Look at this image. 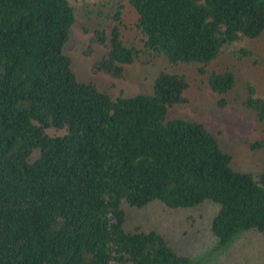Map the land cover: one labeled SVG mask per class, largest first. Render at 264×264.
<instances>
[{"label":"trees","instance_id":"1","mask_svg":"<svg viewBox=\"0 0 264 264\" xmlns=\"http://www.w3.org/2000/svg\"><path fill=\"white\" fill-rule=\"evenodd\" d=\"M87 3L84 54L94 75L122 79L127 65L157 58L167 69L149 92L113 96L75 69L71 0H0V264L201 263L157 230L127 227V208L153 203L215 205L216 251L249 232L264 236V165L237 170L219 133L173 115L189 103L180 66L196 67L218 106H228L236 73L209 66L231 45L264 35V0ZM127 9L134 41L124 38ZM242 104L264 122V95L253 85Z\"/></svg>","mask_w":264,"mask_h":264},{"label":"rangeland","instance_id":"2","mask_svg":"<svg viewBox=\"0 0 264 264\" xmlns=\"http://www.w3.org/2000/svg\"><path fill=\"white\" fill-rule=\"evenodd\" d=\"M91 1L93 0H71L79 21L74 26L73 39L68 46L75 61V69L84 80H94L113 96L149 92L157 73L167 69V63L162 58L155 59L153 63L136 62L127 65L122 79L104 74L94 75L90 70L91 61L84 54L90 36L84 34L82 22L84 14L87 15L89 7L93 6L87 3ZM115 8V3L108 4L112 13ZM103 10L108 13L107 9ZM125 11L127 25L123 28L124 38L134 41L136 31L132 27V11ZM243 49H250L252 53L245 54ZM101 52H104L103 47L97 49L94 57ZM178 69L189 76L191 87L186 93L189 103L178 107L173 115L203 121L212 131L219 133L223 145L233 154L237 170L258 172L264 165V147L255 150L251 144L264 141V122L258 121L252 112L243 107L242 102L247 96L248 84L256 88L258 95H264V35L255 39H243L231 45L209 66V70H233L236 73L237 84L228 94L229 104L225 108L218 106L217 94L205 84L204 76L198 73L196 67L180 66ZM127 209V227L133 229L142 226L157 230L177 252L194 261L203 259L196 264H264V236L256 232L241 235L224 249L213 250L217 242L211 235L209 226L216 212L215 205L203 204L192 210H182L153 203L142 210Z\"/></svg>","mask_w":264,"mask_h":264}]
</instances>
